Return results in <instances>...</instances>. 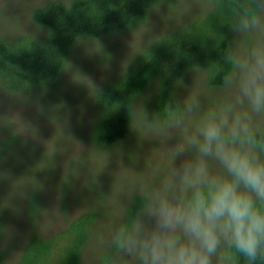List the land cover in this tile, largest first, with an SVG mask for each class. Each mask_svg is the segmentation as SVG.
Segmentation results:
<instances>
[{
    "label": "clouds",
    "instance_id": "1",
    "mask_svg": "<svg viewBox=\"0 0 264 264\" xmlns=\"http://www.w3.org/2000/svg\"><path fill=\"white\" fill-rule=\"evenodd\" d=\"M179 8V17L168 16L177 25L204 4L180 0ZM0 12L21 33L32 19L7 4ZM211 14L227 29L211 27L218 58L192 65L191 84L178 79L183 93L159 111L133 105L130 127L150 147L130 157L143 161L139 171L118 159L114 180L121 169L139 178L117 194L116 213L90 228L87 264H264V0H215ZM218 59L226 74L209 71ZM105 153L103 169L85 176L96 196L83 208L112 193L98 180ZM69 253L66 246L56 264Z\"/></svg>",
    "mask_w": 264,
    "mask_h": 264
},
{
    "label": "trees",
    "instance_id": "2",
    "mask_svg": "<svg viewBox=\"0 0 264 264\" xmlns=\"http://www.w3.org/2000/svg\"><path fill=\"white\" fill-rule=\"evenodd\" d=\"M178 1L68 0L35 7L30 18L37 35L18 34L11 40L0 35V85L4 91L32 98L40 96L43 102L53 103L60 98L63 83L70 76L65 68L77 45L94 43V53L97 46L119 40L146 24L157 8L177 10ZM214 3L215 0H209L201 15L151 39L119 74L86 95L87 100L92 96L93 104H89L88 110L77 109V117L86 127V137L92 146L100 151L130 150L125 141L132 134L133 105L142 103L149 114L159 111L171 93L180 94L175 82L179 79L186 84L193 75L192 65L207 67L218 58L211 27L225 33L227 29L221 28L211 14ZM106 58L102 56L101 60L104 62ZM75 71L82 73V78L89 76L79 68ZM209 71L226 74L227 69L218 59ZM58 104L61 110L56 107L63 117L58 123H64L69 120L65 116L69 105ZM7 136L2 147L17 139L13 134ZM38 201L35 198L30 201L31 215L41 212ZM99 214L98 209H89L54 236L38 234L36 230L30 232L11 264H56L54 257L66 246L70 247V253L60 264H85V252L92 241L89 230L96 226ZM4 221L0 213V240L4 236ZM10 252L0 251V264H9Z\"/></svg>",
    "mask_w": 264,
    "mask_h": 264
},
{
    "label": "rangeland",
    "instance_id": "3",
    "mask_svg": "<svg viewBox=\"0 0 264 264\" xmlns=\"http://www.w3.org/2000/svg\"><path fill=\"white\" fill-rule=\"evenodd\" d=\"M53 1L68 0H0V9L7 4L10 13L20 15L22 9L30 18L33 8ZM179 3L180 0L177 10L166 6L157 8L146 24L124 34L119 40L97 46L94 53V43L82 42L77 45L65 68L70 76L63 83L60 98L53 103L49 101L46 104L40 96L32 98L4 91L0 85V213L5 219L0 251H11L9 264L15 261L18 247L24 244L26 235L32 231L36 230L38 234L48 237L54 236L65 229L71 220L89 209L100 211L96 226L101 218L111 217L117 211V194L125 184L139 178L128 169L116 173L115 180L112 175L118 170V159L125 167H133L136 171L143 167V161L133 163L130 157L147 151L150 145L140 142L137 134L131 130L132 134L125 141L130 150L106 151L109 160L98 180L103 193H109L112 187L111 195L101 194L92 205L83 208L96 196L95 191L84 186L85 176L88 170L96 173L103 169L106 153L96 149L87 140L86 127L77 117V109L88 110L93 101L92 96H89L88 101L86 95L119 74L125 68V62L127 67L136 52L151 39L176 25L168 16L179 17ZM208 3L209 0H203L202 12ZM16 4L21 9L19 5L13 7ZM189 19L182 18L181 24ZM12 31L18 34H38L31 21L24 28L25 33L19 32L9 18L0 12V35L8 39L7 32ZM105 55L107 58L103 62L101 58ZM77 68L86 71L89 76L82 78V73L74 72ZM192 76L185 85L191 84ZM179 93L182 94L183 89ZM62 102L69 105L65 111L69 120L58 123L63 117L56 105L61 110L58 103ZM7 134H13L18 140L14 138L2 147V143L8 139ZM117 150L120 152L119 157ZM34 198L39 200L41 206V212L37 215L30 214V201ZM89 249L85 252V264Z\"/></svg>",
    "mask_w": 264,
    "mask_h": 264
}]
</instances>
